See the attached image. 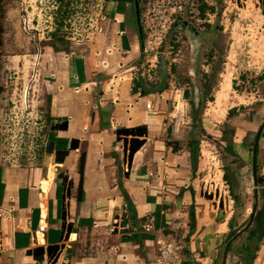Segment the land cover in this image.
<instances>
[{"label":"crops","instance_id":"0c3cea01","mask_svg":"<svg viewBox=\"0 0 264 264\" xmlns=\"http://www.w3.org/2000/svg\"><path fill=\"white\" fill-rule=\"evenodd\" d=\"M129 18L134 24H127ZM99 26L101 31L77 48L49 46L41 58L48 74L44 83L49 120L52 125L68 124L66 131H51L49 141L55 142V150H67L72 139L79 140V147L63 164H55L53 155L44 159L55 165L54 175L58 173L52 182L48 174L44 177V164L0 167V264H47L46 255L40 263L28 253L35 248L32 241L42 219L47 231L39 235L36 247L65 244L66 264H156V240L161 236L182 242V264H222L233 237L231 219L219 215L200 192L198 142L186 140L168 100L136 83L130 68L119 87L118 82L108 84L110 75L117 77L119 67L142 48L133 0L106 2ZM232 110L225 116L221 138L230 197L237 195L229 170L237 168L252 177L256 166V176L264 179V107ZM140 126H146L148 135L138 138L145 143L124 170L116 130ZM59 174L72 183L66 212L72 231L65 243ZM44 181L47 194L41 192ZM258 190L253 189L255 205L263 202ZM240 262L239 257L235 264ZM253 264H264V237Z\"/></svg>","mask_w":264,"mask_h":264},{"label":"rangeland","instance_id":"374dc122","mask_svg":"<svg viewBox=\"0 0 264 264\" xmlns=\"http://www.w3.org/2000/svg\"><path fill=\"white\" fill-rule=\"evenodd\" d=\"M108 1L65 0L59 6L56 0H0V167L47 164L50 181L57 176L55 165L44 160L53 135L44 83L48 74L41 58L49 46L72 50L95 37L92 26L101 22ZM138 1L142 48L119 67L117 77L110 75L108 84L118 82L119 87L130 68L136 83L162 93L179 132L198 142L200 192L212 195L209 204L232 219L237 232L251 216L254 188L251 175L229 170L239 204L230 202L223 179L222 127L234 107H264V0ZM27 21L32 24L28 33L23 30ZM127 24H134L132 18ZM40 187L42 194L48 193L47 182ZM217 199L224 200L227 210L220 209ZM256 206L259 210L262 202ZM246 237L237 238L228 264L241 258Z\"/></svg>","mask_w":264,"mask_h":264},{"label":"water","instance_id":"95a60500","mask_svg":"<svg viewBox=\"0 0 264 264\" xmlns=\"http://www.w3.org/2000/svg\"><path fill=\"white\" fill-rule=\"evenodd\" d=\"M134 9H135V17H136V24L138 28V33L142 34V28L140 23V6L138 0H133ZM68 127L67 122H61L59 124L52 125L51 131H66ZM147 128L146 126H140L136 128H118L116 130V136H117V142H122V150H123V158L124 163L127 165V168L130 169L132 160L134 155L139 151V149L142 147V145L145 143L144 140H139L138 138L147 137ZM131 137V138H129ZM79 147V140L72 139L69 144V148L67 150H55V142L54 141H48L45 147V154L47 158H50L52 155L54 156V162L55 164H63L65 161V158L68 157L69 153L71 151H74L78 149ZM48 163V161H47ZM47 165V164H46ZM44 166V177L46 176L47 167ZM58 178L63 180L62 186L64 187L63 191V207H62V231L64 234V243L68 241L69 236L72 231V224H66V212L68 208V199L70 198V190L72 183L67 181V177L63 176L62 174L58 175ZM252 178L254 183V188H257L256 183V173L255 171L252 172ZM68 182V183H67ZM218 196V195H217ZM205 198L208 200H212V195L205 194ZM257 200V197L255 198ZM219 207L223 209L225 206V202L223 199L220 200ZM256 213V206L253 208L251 212V216L247 223L228 241L224 254H223V260L222 264H226L227 260V254L228 249L230 245L239 237L241 236L248 228L251 227L254 217ZM28 227V226H27ZM33 244L36 245L37 242L35 240V237L33 238ZM65 248V244L62 245H56L51 246L46 249L43 247H35L31 250H29V255L34 257V259L40 263L44 261V255H46L47 263L48 264H58L59 259L61 258L63 251ZM64 260H66L64 258Z\"/></svg>","mask_w":264,"mask_h":264},{"label":"trees","instance_id":"16d2710c","mask_svg":"<svg viewBox=\"0 0 264 264\" xmlns=\"http://www.w3.org/2000/svg\"><path fill=\"white\" fill-rule=\"evenodd\" d=\"M56 2L58 3L59 6H62L65 2V0H56ZM147 92L142 93V95H147ZM232 109L228 111L229 115L232 114ZM196 110L193 109V116H192V120L195 122L196 121ZM207 133V132H205ZM223 136H224V131L222 132ZM209 139H212L210 136H208ZM223 139V138H222ZM216 144H218V142H215ZM224 170V175H223V179L228 182V177H227V173H226V166H224L223 168ZM255 171L257 174V167L255 166ZM256 183L257 186L259 188V193L260 196L263 200L262 202V206L259 210H257V206L254 205V207L256 206V213H255V217L253 220V223L251 225L250 228H248L244 233H246L247 237H246V242L243 244V250L240 252L241 255V262L240 264H253V261L256 257V252L258 250V247L264 237V180L261 177H257L256 176ZM231 197L234 201L235 204H239V198L233 194H231ZM229 229H230V233H229V237H232L236 234V231L233 228L232 225V219L230 220L229 224ZM229 251H231V248L229 249Z\"/></svg>","mask_w":264,"mask_h":264},{"label":"built area","instance_id":"2783aa9c","mask_svg":"<svg viewBox=\"0 0 264 264\" xmlns=\"http://www.w3.org/2000/svg\"><path fill=\"white\" fill-rule=\"evenodd\" d=\"M31 25L27 21L26 24H23V30L24 32L28 33L31 31ZM92 28L96 33H99L101 31V28L98 24H93ZM145 51H147L145 49ZM146 110L150 111L152 109V104L150 102H147ZM127 165L123 166V169L126 170ZM47 231V225L45 223V219H42L40 222V225L38 227V230L36 231V237L38 234H41L44 237V234ZM35 237V240L37 242V238ZM38 244L34 245L36 247ZM156 246H157V260L156 264H182V244L175 240V239H166L165 237L161 236L158 237L156 240ZM0 248H1V242H0ZM48 264V263H47ZM58 264H66V260L64 258L59 259Z\"/></svg>","mask_w":264,"mask_h":264},{"label":"bare ground","instance_id":"6f19581e","mask_svg":"<svg viewBox=\"0 0 264 264\" xmlns=\"http://www.w3.org/2000/svg\"><path fill=\"white\" fill-rule=\"evenodd\" d=\"M222 92H223V90H221ZM218 98H219V100H221L222 98H223V96H222V93H220V95L218 96ZM226 98H225V94H224V100H225ZM220 198V197H219ZM217 200H220V199H217ZM39 235H41V234H38L37 235V243L39 242ZM36 236V235H35Z\"/></svg>","mask_w":264,"mask_h":264}]
</instances>
